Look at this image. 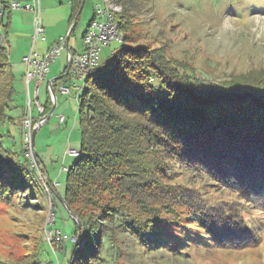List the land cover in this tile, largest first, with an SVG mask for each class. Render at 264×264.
Masks as SVG:
<instances>
[{
  "label": "trees",
  "instance_id": "obj_1",
  "mask_svg": "<svg viewBox=\"0 0 264 264\" xmlns=\"http://www.w3.org/2000/svg\"><path fill=\"white\" fill-rule=\"evenodd\" d=\"M82 1L71 0V24ZM118 2L126 6L125 0ZM115 17L121 44L86 79L78 96L82 149L67 170L61 200L78 219H73L70 236L85 237L86 242L80 247L72 241L68 264H120L122 233L151 251L179 253L178 243L199 244L202 239L221 247L256 246L262 235L229 209L228 202L203 208L190 200L185 207L183 193L185 206L179 205V211L169 190L175 185L168 183V161L177 159L209 174L264 209V69L204 79L169 59L161 48L128 43L127 7ZM1 33L6 39L3 21ZM16 93L9 50L0 36V126L13 120L8 111ZM45 106L48 114L50 96ZM5 136L0 132V188L24 189L42 200L30 161L6 147ZM129 203L139 210L132 211ZM48 255L42 243L22 264H47Z\"/></svg>",
  "mask_w": 264,
  "mask_h": 264
},
{
  "label": "rangeland",
  "instance_id": "obj_2",
  "mask_svg": "<svg viewBox=\"0 0 264 264\" xmlns=\"http://www.w3.org/2000/svg\"><path fill=\"white\" fill-rule=\"evenodd\" d=\"M112 1L122 6L121 12L127 7L128 32L131 34L128 43L161 48L169 59L188 71L194 70L196 75L204 79H222L255 69H264V0H125V7L123 2ZM55 3L61 8L53 9ZM40 4L45 28L50 25L51 31L55 32L64 18L68 21V0H40ZM98 4L105 5L104 0H85L79 16L74 20L76 26L70 38V47H73L74 52L84 51V36L97 15ZM29 12L32 14L33 24L34 14ZM47 36H50V33L48 34L46 29L45 37ZM1 39L6 43L5 38ZM120 44L119 41L112 40L101 49L100 65L110 60L113 51ZM7 47L9 49L8 44ZM68 54L66 47L51 64L48 80L51 81L53 76L63 73L69 61ZM64 85L70 87L71 92L64 94L59 88H55L57 107L46 127L37 135L36 162L26 149L23 122L22 144L18 121L11 127L13 138L4 137L6 147L13 146L14 150L20 151L30 161L33 170L30 175L38 182V189L43 198L33 199L29 196V191L24 189L0 188L2 261L12 264L29 262L38 246L43 243L49 252L47 264H68L73 240L51 241L46 225L48 217L54 213L55 230L60 229L69 235L75 231L74 220L77 219L69 214L61 200L67 187V171L63 168L71 167L78 157L68 151L82 149L78 96L83 93L86 81L71 75ZM14 110L15 108L9 110V115L14 116ZM33 111H37L35 105ZM61 114L66 118L64 123H59L58 115ZM7 130L6 125L0 126L1 133L7 134ZM67 153L71 160L65 161ZM37 159L43 166L48 167L49 176L40 170ZM168 163L171 165V180L168 183L175 185V189L169 190H172L173 204L178 206L179 211V205L185 206L186 201L187 207L190 200L203 208L222 206L228 202V208L239 213L248 227L259 231L261 240L256 246L243 249L217 246L206 239H200L199 244L183 240L181 244L178 243L179 253H176L164 248L143 250L135 237L122 233L120 238L123 253L117 261L120 264H264V209L259 203L242 196L235 188L225 185L209 174L180 164L177 159H171ZM38 169L41 174L37 173ZM54 181L58 182V186H54L58 188L59 195L56 196L53 192ZM128 206L132 211L139 210L134 203H129ZM143 215L145 214H141ZM76 241L80 242L81 247L86 238L84 237L82 243L79 238Z\"/></svg>",
  "mask_w": 264,
  "mask_h": 264
},
{
  "label": "built area",
  "instance_id": "obj_3",
  "mask_svg": "<svg viewBox=\"0 0 264 264\" xmlns=\"http://www.w3.org/2000/svg\"><path fill=\"white\" fill-rule=\"evenodd\" d=\"M105 5H98L96 10V17L91 22L87 32L84 36L85 48L83 52H72V65L67 72L69 75H75L79 79H86L92 75L95 71L100 69L99 63L101 49L109 44L112 40L121 41L122 34L118 29L115 14L121 12L122 6L113 2L112 0H104ZM9 10H28L33 12V33H32V49L29 54L23 57V61L28 65L26 72V80L28 84V104L26 107L25 117L23 119V132L26 149L33 160H35V146L33 139V132L44 125L49 118L46 114V106L40 101L41 83L46 78L50 71V66L61 55L62 51L66 49V42H58L53 44L47 51L40 55L37 49H35L38 42L45 38V27L41 17V4L40 0H0V26L2 24L4 16ZM4 38L3 33L0 35ZM31 80H35V88L33 94L30 92L29 83ZM56 81L53 79L50 81L49 93L51 101H53V95L51 91V85H54ZM78 86V85H75ZM59 90L64 94L71 92L70 87L61 84ZM33 105H35L39 116L36 118L33 113ZM59 123H64L66 118L63 114L58 115ZM70 154L79 156L80 151L70 149ZM34 164V163H33ZM36 166V164H34ZM64 171L68 168L64 167ZM41 171L38 169V174ZM54 186H58V182L54 181ZM55 214H51L48 217L46 229L49 231V237L52 240L64 241V240H76L75 235L70 236L68 233H63L60 229L53 228ZM81 238V237H79ZM84 237L81 238V243ZM84 245V243H82ZM55 252V251H54ZM56 253V252H55ZM59 264V263H58Z\"/></svg>",
  "mask_w": 264,
  "mask_h": 264
},
{
  "label": "crops",
  "instance_id": "obj_4",
  "mask_svg": "<svg viewBox=\"0 0 264 264\" xmlns=\"http://www.w3.org/2000/svg\"><path fill=\"white\" fill-rule=\"evenodd\" d=\"M46 1H50V0H46ZM52 1L55 2L56 0H52ZM98 5H101V4H98ZM54 8H61V7L60 6L58 7V5L55 3L53 5V9ZM68 9L70 13L68 21L64 18L62 23L59 25V29L57 31L52 32L50 25H47V27L45 28V32L47 29V32L48 34L50 33V36H47L44 39L40 40L38 44L35 46L36 47L35 49H37L40 55H43L47 51V49H49V47H51L55 43L64 41L66 42V45H67L66 33L68 34L71 28V25L73 24V23L71 24V16H72L71 0H68ZM5 16H6V19H5ZM5 16L3 19V23L7 24V34H6L5 42L9 45L8 50H10L9 55H10V60L12 62L13 71L15 74V87H16L17 93H16L14 105L12 107V108H15L14 110L15 114L14 116L10 115L11 119L13 120L7 121L3 125H6V127L8 128L6 137L12 139L13 137H12L11 127L15 125L16 121L20 122L19 128H20L21 144H22V141H23L22 122H23V118L25 117L26 106H27L26 103L28 100V94H27L28 84L26 80V72L28 70V65L23 61V57L29 54L32 49V37H31L33 33V24H31L32 14L26 10H9ZM70 38H69V45H70ZM50 69H51V66H50ZM61 75H65V76L61 79H55L56 77L61 76ZM69 76L71 75L67 73V67L64 69L62 74L53 76L52 80L54 79L56 81L55 88H58L61 84H64L69 79ZM48 78L49 77L46 76V78L41 83L40 101L44 105L47 103L48 98H49L48 89L50 85V80H48ZM57 82L59 83L57 84ZM35 84H36L35 80H31L29 83V89L32 94L34 92ZM33 113L36 118L39 116L38 111H33ZM48 122L49 121H47L37 131L36 137H35V147H36V138H37L38 133L42 131L43 128L46 127ZM11 148L13 149L14 147L11 146ZM70 158L71 157L69 153H67L65 157V161ZM44 167H45L47 175L49 176L50 173H49L48 167L46 165Z\"/></svg>",
  "mask_w": 264,
  "mask_h": 264
},
{
  "label": "water",
  "instance_id": "obj_5",
  "mask_svg": "<svg viewBox=\"0 0 264 264\" xmlns=\"http://www.w3.org/2000/svg\"><path fill=\"white\" fill-rule=\"evenodd\" d=\"M84 1L85 0H83L82 1V4H81V8H80V11L82 10V8H83V5H84ZM74 25H75V22H73V24L71 25V28H70V30H69V32H68V34H67V49H68V52H69V55H68V58H69V61H68V66H67V72L70 70V68H71V65H72V50H71V47H70V45H69V38H70V33H71V30H72V28L74 27ZM65 75H61V76H58V77H56L55 79H61V78H63ZM51 91H52V95H53V101H52V108H51V111L49 112V116H51L53 113H54V111H55V109H56V107H57V95H56V90H55V87H54V85H51ZM36 133H37V129L35 128L34 129V132H33V139H34V142H35V137H36ZM35 154H36V157L38 156V153L35 151ZM63 204H64V206L66 207V209H67V206H66V204L63 202ZM67 211L69 212V214L72 216V217H74V215L67 209ZM77 219V218H76ZM77 222H78V219L76 220ZM80 236V235H79Z\"/></svg>",
  "mask_w": 264,
  "mask_h": 264
}]
</instances>
